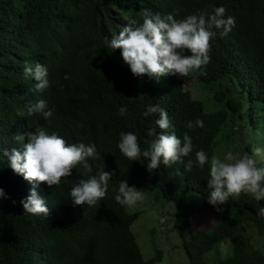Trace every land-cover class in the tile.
Masks as SVG:
<instances>
[{
	"label": "trees",
	"instance_id": "1",
	"mask_svg": "<svg viewBox=\"0 0 264 264\" xmlns=\"http://www.w3.org/2000/svg\"><path fill=\"white\" fill-rule=\"evenodd\" d=\"M221 5L235 18V27L211 41L210 63L197 73L200 81L218 84L221 90L208 97L221 108L207 110L208 97L194 98L178 76L158 82L135 77L121 50L106 48L104 38L110 40L133 19L142 23L145 8L162 16L178 9L177 18L182 19L201 10L211 13ZM35 62L48 67L51 86L43 93L35 91L37 82L23 73L26 63ZM41 98L55 110L50 119L27 114L28 106ZM149 104L167 110L178 136L188 131L194 144L190 158L195 159L196 150L206 151L209 163L203 170L186 172L177 162L149 172L143 158L131 161L120 152L122 131H134L142 149L151 139L146 129L161 131L155 125L158 115L143 116ZM121 106L128 109L124 116L119 115ZM255 106L260 116H255ZM198 118L204 126L189 131L185 122ZM237 119L244 120L238 134L233 129ZM224 126L231 128L222 131ZM37 127L55 131L69 143H95L99 157L89 160L93 172L77 165L72 176L51 187L15 174L3 149L20 147L17 134L27 143V133ZM223 136L226 143L233 139L224 149L237 156L264 148V0H0V188L7 196L0 198V264H154L162 252L144 258L131 229L139 212L128 211L114 199L122 180L142 189L158 187L174 203V226L189 258L180 264H205L203 254L226 240L232 253L212 264H264L263 251L244 235L253 227L264 234V216L257 215L264 201L242 193L222 205L223 212L208 203L210 160L222 155L218 141ZM257 159L264 167V159ZM102 164L105 171L115 172L105 198L95 206L74 204L71 189ZM34 185L46 200L48 217L25 213L21 204ZM188 190L203 196L198 212L184 198ZM204 211L213 215L214 223L191 230L193 213Z\"/></svg>",
	"mask_w": 264,
	"mask_h": 264
},
{
	"label": "clouds",
	"instance_id": "2",
	"mask_svg": "<svg viewBox=\"0 0 264 264\" xmlns=\"http://www.w3.org/2000/svg\"><path fill=\"white\" fill-rule=\"evenodd\" d=\"M226 13L227 9L221 5L214 7L211 13L201 10L178 19V9L162 16L145 8L141 13L142 23L131 20L110 40L106 36L105 45L112 50H121L124 63L137 78L147 76L158 82L168 75L187 77L195 71H202L210 63L211 41L217 35L226 37L235 27V18ZM23 73L27 79L37 82L34 88L38 93L51 86L48 67L40 62L26 63ZM65 79H68L67 75ZM54 111L43 98L27 108L28 115L39 113L44 119L52 118ZM127 113V107L121 106L119 115ZM153 115H158L155 125L161 131L157 132L155 127L146 129L147 137L151 138L147 141L148 147L141 148L134 131H122L117 145L120 152L131 161L143 158L149 172L161 165L171 167L177 162L184 164L186 172H191L194 167L203 170L209 163V156L205 150L199 149L195 151V159L190 158L194 144L188 131L178 136L167 110L159 104H149L143 112L144 117ZM203 126L204 122L199 118L185 122L189 131ZM27 137L25 143L24 135H15L20 147L4 148L2 154L15 174L30 183L35 182V185L46 182L49 187L59 186L62 178L72 176V169L77 165H83L87 173H92L89 160L95 161L99 157L95 143H69L57 132L49 133L42 127L27 133ZM185 158L188 159L185 161ZM257 158L264 159V148L257 147L253 155L237 156L229 151L223 158H211L207 179L208 203L217 212H223L221 206L238 199L242 193L251 195L256 201H264V167L258 166ZM104 168L102 164L96 174L80 179L71 189L70 198L74 204L95 206L105 198L115 172ZM35 185L21 204L25 213L48 217L49 207L38 195ZM0 198H7L3 188H0ZM114 199L121 206L133 207L145 200V193L142 188L129 186L126 180H122ZM257 215L264 216V206L259 207Z\"/></svg>",
	"mask_w": 264,
	"mask_h": 264
},
{
	"label": "rangeland",
	"instance_id": "3",
	"mask_svg": "<svg viewBox=\"0 0 264 264\" xmlns=\"http://www.w3.org/2000/svg\"><path fill=\"white\" fill-rule=\"evenodd\" d=\"M197 73L198 71H195L187 77L178 76L183 80L184 88L190 90L194 98L203 100L211 95L214 91L221 90L218 88L219 86L216 84V82L206 84L200 81L197 77ZM230 76L231 75H228L226 77L230 79ZM231 84L235 89L234 93H239V89L235 87L232 82ZM204 104L205 108L209 111L221 108V105L216 103L212 96L208 97L204 101ZM253 112L255 113V116H260L257 106H255ZM239 121L240 120L237 119V125L234 124L233 128L236 130L237 134L244 123V120H242L241 123ZM230 128V126H224L222 131H228ZM234 137L235 136H233V138ZM223 138L224 136L218 141V144L221 147L219 152H221L222 155H216L221 158H223V156L229 152L228 150L224 149V147H229L233 141L232 138H228V140L226 138V143ZM142 190L145 193V200L133 207L127 206V210L130 212H139L137 218L131 225V229L136 236L143 257L147 259L152 258L156 255L157 251L160 250L162 252V257L155 261L154 264H180L188 262L189 258L188 253L183 245V236L174 226L176 212L174 203L171 200L163 197L161 190L158 187L151 190L143 188ZM184 198L189 204L195 207L196 212H198V210L203 207V196L199 192L188 190ZM214 221L215 219L213 215L206 213L205 211L203 213H193L191 216L190 229L194 230L205 228L213 224ZM244 233V235L248 236L249 240L264 253V234H258L254 227L253 229L249 228L248 231H245ZM231 253V243L229 240H226L225 242L215 246L213 249L205 252L203 254V261L205 264H212L230 255Z\"/></svg>",
	"mask_w": 264,
	"mask_h": 264
}]
</instances>
